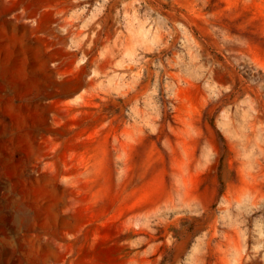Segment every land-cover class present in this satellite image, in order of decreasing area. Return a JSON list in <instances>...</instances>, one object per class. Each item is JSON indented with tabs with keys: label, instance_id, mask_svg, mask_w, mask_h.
Segmentation results:
<instances>
[{
	"label": "rangeland",
	"instance_id": "obj_1",
	"mask_svg": "<svg viewBox=\"0 0 264 264\" xmlns=\"http://www.w3.org/2000/svg\"><path fill=\"white\" fill-rule=\"evenodd\" d=\"M0 264H264V0H0Z\"/></svg>",
	"mask_w": 264,
	"mask_h": 264
}]
</instances>
